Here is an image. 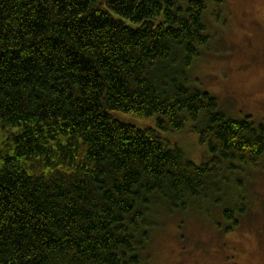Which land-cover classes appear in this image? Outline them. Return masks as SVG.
<instances>
[{"label": "trees", "instance_id": "1", "mask_svg": "<svg viewBox=\"0 0 264 264\" xmlns=\"http://www.w3.org/2000/svg\"><path fill=\"white\" fill-rule=\"evenodd\" d=\"M206 10L0 0V264H143L156 211L186 212L257 164L264 125L188 81L211 41ZM186 124L210 153L198 165L160 134Z\"/></svg>", "mask_w": 264, "mask_h": 264}, {"label": "rangeland", "instance_id": "2", "mask_svg": "<svg viewBox=\"0 0 264 264\" xmlns=\"http://www.w3.org/2000/svg\"><path fill=\"white\" fill-rule=\"evenodd\" d=\"M205 2L211 41L187 71L191 88L210 93L227 117H251L255 125H264V0ZM113 115L139 129L156 125L154 117ZM160 134L197 165L210 156L191 125ZM242 170L223 186L220 196L191 203L186 212L156 211L142 263L264 264V155ZM238 181L242 187L237 192ZM225 209H234L233 219L223 215Z\"/></svg>", "mask_w": 264, "mask_h": 264}]
</instances>
